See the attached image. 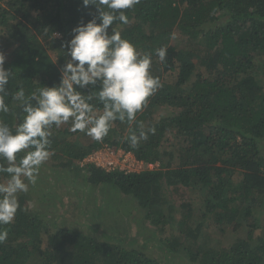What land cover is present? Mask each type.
<instances>
[{"label": "trees", "instance_id": "16d2710c", "mask_svg": "<svg viewBox=\"0 0 264 264\" xmlns=\"http://www.w3.org/2000/svg\"><path fill=\"white\" fill-rule=\"evenodd\" d=\"M125 13L129 23L116 21L112 27L141 55L152 54L151 71L163 84L131 127L142 124L154 133L132 148L127 122L115 121L97 142L73 132L70 120L53 127L55 154L48 161L57 171L75 162L79 167L80 160L108 145L159 163L158 169L130 174L84 169L91 184L111 183L134 198L153 235L170 227V236L162 239L163 256L127 248L107 235L68 228L52 232L49 220L28 208L29 194L20 193L14 221L3 226L8 238L0 244V264H178L184 256L195 264H264V238L253 246V230L229 247L214 248L210 236L202 237L207 219L222 229L236 226L264 203V0H141ZM97 14L82 0H0V51L4 67L13 71L6 97L10 112L0 119L13 130L25 113L12 96L20 88L30 95L58 85L71 30ZM162 46L164 62L154 53ZM92 103L102 111L98 100ZM162 108L171 113L157 118ZM173 138L179 146L167 151L164 143ZM7 178L0 173V182ZM181 188L199 192L203 207L193 212L183 202L176 221L167 191Z\"/></svg>", "mask_w": 264, "mask_h": 264}, {"label": "clouds", "instance_id": "9594fccd", "mask_svg": "<svg viewBox=\"0 0 264 264\" xmlns=\"http://www.w3.org/2000/svg\"><path fill=\"white\" fill-rule=\"evenodd\" d=\"M82 2L84 7L94 6L98 14L71 30V39L63 45L67 62L61 69L59 84L40 87L30 95L20 88L12 96L25 113L14 130L0 119V173L8 174L6 182H0V244L8 238L3 226L14 221L19 209L18 195L36 185L42 165L55 154L50 139L53 127L59 128L71 120L73 132L79 130L102 142L115 121L127 122V140L132 148L155 131L144 130L142 124L136 130L131 127L149 98L163 87L151 71L152 54L141 55L112 27L116 21L129 23L125 10L134 9L141 0ZM154 53L164 62L167 48L162 46ZM5 60L0 51V114L10 112L6 97L13 71L4 67ZM94 100L102 104V111L92 103Z\"/></svg>", "mask_w": 264, "mask_h": 264}, {"label": "rangeland", "instance_id": "374dc122", "mask_svg": "<svg viewBox=\"0 0 264 264\" xmlns=\"http://www.w3.org/2000/svg\"><path fill=\"white\" fill-rule=\"evenodd\" d=\"M170 113L171 110L162 108L156 113V117L168 116ZM106 146L108 145L103 147ZM178 146L175 138L164 143L167 151ZM74 165L57 171L51 167L50 161L45 162L36 185L29 186L28 208L49 220L52 232L68 228L97 237L107 235L116 242H124L127 248L145 249L148 255L161 259L164 251L162 239L170 236V227H167L162 235L161 232L153 235L155 229L144 219V212L134 198L123 194L111 183L91 184L86 169L79 165L77 167V162ZM159 167L158 163L156 169ZM240 177H236L237 180ZM167 193L174 205L176 221L181 218L183 202H188L193 212L202 210L201 194L193 189L181 188L177 193H171L170 190ZM250 230H253L251 244L256 246L259 239L264 238V203L254 207L252 217H241L236 226H225L222 229L213 219H207L202 237L210 236L209 240L214 248L229 247L240 240L248 239ZM177 262L195 264L185 256Z\"/></svg>", "mask_w": 264, "mask_h": 264}, {"label": "built area", "instance_id": "2783aa9c", "mask_svg": "<svg viewBox=\"0 0 264 264\" xmlns=\"http://www.w3.org/2000/svg\"><path fill=\"white\" fill-rule=\"evenodd\" d=\"M81 168L93 166L106 172L121 171L126 174L156 169L158 163H148L136 158L132 152L106 146L92 152L78 162Z\"/></svg>", "mask_w": 264, "mask_h": 264}]
</instances>
